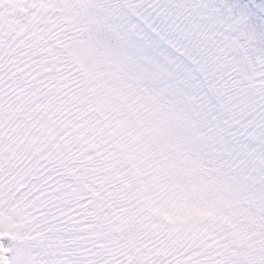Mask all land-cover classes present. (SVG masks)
Instances as JSON below:
<instances>
[{"label":"snow or ice","instance_id":"6c2138e0","mask_svg":"<svg viewBox=\"0 0 264 264\" xmlns=\"http://www.w3.org/2000/svg\"><path fill=\"white\" fill-rule=\"evenodd\" d=\"M0 264H264V0H0Z\"/></svg>","mask_w":264,"mask_h":264}]
</instances>
